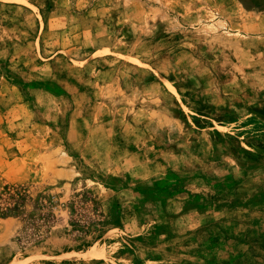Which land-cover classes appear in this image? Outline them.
Returning a JSON list of instances; mask_svg holds the SVG:
<instances>
[{"label": "rangeland", "instance_id": "rangeland-1", "mask_svg": "<svg viewBox=\"0 0 264 264\" xmlns=\"http://www.w3.org/2000/svg\"><path fill=\"white\" fill-rule=\"evenodd\" d=\"M259 237L264 0H0V264H264Z\"/></svg>", "mask_w": 264, "mask_h": 264}, {"label": "trees", "instance_id": "trees-1", "mask_svg": "<svg viewBox=\"0 0 264 264\" xmlns=\"http://www.w3.org/2000/svg\"><path fill=\"white\" fill-rule=\"evenodd\" d=\"M22 189H19L18 191H21ZM23 201H21L20 203H18V205H15L13 208H11V207H7V204L6 205H4V207H7L8 209H11V210H19V208H21V203H22ZM3 204V203H2Z\"/></svg>", "mask_w": 264, "mask_h": 264}, {"label": "crops", "instance_id": "crops-1", "mask_svg": "<svg viewBox=\"0 0 264 264\" xmlns=\"http://www.w3.org/2000/svg\"><path fill=\"white\" fill-rule=\"evenodd\" d=\"M262 237H259V239L258 238H253V240L252 241H256V239H258V243L257 244H261L262 243V245L264 246V239H261Z\"/></svg>", "mask_w": 264, "mask_h": 264}]
</instances>
